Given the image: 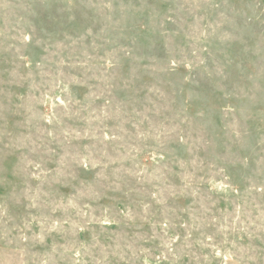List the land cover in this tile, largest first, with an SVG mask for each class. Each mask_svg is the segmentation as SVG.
<instances>
[{
	"label": "rangeland",
	"instance_id": "374dc122",
	"mask_svg": "<svg viewBox=\"0 0 264 264\" xmlns=\"http://www.w3.org/2000/svg\"><path fill=\"white\" fill-rule=\"evenodd\" d=\"M0 264H264V0H0Z\"/></svg>",
	"mask_w": 264,
	"mask_h": 264
}]
</instances>
